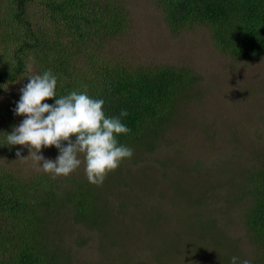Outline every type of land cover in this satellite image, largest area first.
I'll return each instance as SVG.
<instances>
[{
    "label": "trees",
    "instance_id": "obj_1",
    "mask_svg": "<svg viewBox=\"0 0 264 264\" xmlns=\"http://www.w3.org/2000/svg\"><path fill=\"white\" fill-rule=\"evenodd\" d=\"M153 2L174 34L202 26L210 31L216 48L233 61L249 63L264 57V0ZM130 16L122 0H0V264H71L70 250L60 233L64 230L63 217L72 212L75 223L96 230L107 240L121 232L120 222L130 218L126 221L133 227L137 224L149 236H162L155 249L157 257L181 249L182 240L170 242L161 234L160 225L165 223L155 208L139 215L133 212L138 204L128 200L109 206L102 187L112 172L100 186L90 183L86 174L77 170L56 178L42 173L27 179L14 164L16 152H22L24 146L7 143L8 133L24 119L13 111L20 89L29 82L28 77L51 70L58 81L57 97L87 89L92 98L105 101L103 110L108 116L127 111L121 119L130 132L119 135L118 140L132 148L134 155L160 144L178 115L181 98L200 78L187 67L133 66L107 57L105 47L125 35ZM44 102L54 104L55 99ZM71 139L75 142V136ZM63 143L67 146L66 141ZM249 148L245 166L238 170L242 182L237 187L241 191L226 196L229 206L225 211H241L239 217L247 236H252L264 252V145L255 141ZM42 149L59 154L55 146ZM224 163L231 164L232 160ZM219 165L207 169L216 173ZM195 167L200 173L194 172L201 176L204 169L200 163ZM189 172L183 175L191 178ZM209 189L215 193L218 190L213 186ZM207 191L193 199L197 206L194 215H188L193 226L185 236L191 234L194 240L188 243L187 257L194 264L212 263L208 257L203 260L201 251L223 238L218 221L209 212L210 204H204ZM202 217L209 218V223L201 222ZM203 230L212 235L209 242L199 237L198 231ZM232 247L215 264H230L231 257L238 256L236 245ZM263 257L250 260L251 264H264ZM180 260L183 263L186 258L181 256ZM123 264L132 262L123 260Z\"/></svg>",
    "mask_w": 264,
    "mask_h": 264
},
{
    "label": "rangeland",
    "instance_id": "obj_2",
    "mask_svg": "<svg viewBox=\"0 0 264 264\" xmlns=\"http://www.w3.org/2000/svg\"><path fill=\"white\" fill-rule=\"evenodd\" d=\"M122 1L131 13L130 27L125 35L105 47L107 57L133 66L187 67L200 81L181 98L178 115L160 144L154 150L123 161L121 168L112 171L102 190L108 195L109 206L128 200L138 204L133 212L138 211L139 215L155 208L165 223L160 225L161 234H165L170 242L182 240L179 243L181 249H171L157 257L155 249L162 236H149L150 233L140 225L133 227L126 221L130 218L120 222L121 226L116 223L121 232L107 240L96 230L75 223L72 212L63 217L64 230L60 233L62 242L70 250L71 264H123V260L132 264H194L187 257L188 243L194 239L185 233L193 226L188 217L194 215L197 206L193 199L203 195L206 189L209 191L204 204H210L209 212L218 221L223 238L201 251L203 260L208 257L212 263L207 264H215L221 254L234 248L232 245H236L235 254L241 258L253 260L264 255L261 245H256L254 238L247 236L239 217L241 211L236 213L234 208L229 209L230 213L225 211L226 196L241 191L238 187L242 180L238 173L249 157V147L255 141L264 145V57L249 63L235 62L216 48L207 28L198 26L174 34L153 0ZM22 154L29 156V148L24 146ZM40 154L53 160L59 155L43 149ZM79 158L82 163L77 171L84 176L83 154ZM226 160H232V163L225 164ZM199 163L204 169L201 176L195 167ZM217 163L220 165L213 173L211 170ZM14 164L27 179L45 173L31 157ZM186 170L190 171L193 180L183 175ZM211 186L217 187V193L209 189ZM108 187L112 189L107 192ZM209 221L207 217L201 218L205 224ZM198 232L202 240L210 241L212 235L208 231ZM181 256L186 258L183 263Z\"/></svg>",
    "mask_w": 264,
    "mask_h": 264
},
{
    "label": "clouds",
    "instance_id": "obj_3",
    "mask_svg": "<svg viewBox=\"0 0 264 264\" xmlns=\"http://www.w3.org/2000/svg\"><path fill=\"white\" fill-rule=\"evenodd\" d=\"M28 81L20 89V99L13 109L24 119L7 135L10 146L29 148L27 157L17 151V160L31 157L45 173L56 178L77 170L82 163L79 155L83 154L88 181L100 186L110 172L134 155L132 148L118 140L119 135L130 132L121 119L128 115L127 111L108 116L103 110L105 101L92 98L87 89L57 97L58 81L51 70L30 76ZM49 99H55V103L44 102ZM73 136L75 142L71 139ZM52 146L59 150L55 160L40 154L42 148ZM230 264H251V261L233 256Z\"/></svg>",
    "mask_w": 264,
    "mask_h": 264
}]
</instances>
